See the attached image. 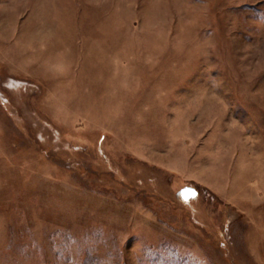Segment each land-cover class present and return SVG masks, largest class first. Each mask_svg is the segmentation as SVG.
I'll use <instances>...</instances> for the list:
<instances>
[{"label": "rangeland", "instance_id": "1", "mask_svg": "<svg viewBox=\"0 0 264 264\" xmlns=\"http://www.w3.org/2000/svg\"><path fill=\"white\" fill-rule=\"evenodd\" d=\"M0 264H264V0H0Z\"/></svg>", "mask_w": 264, "mask_h": 264}]
</instances>
